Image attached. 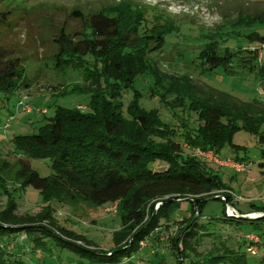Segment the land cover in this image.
Instances as JSON below:
<instances>
[{"label":"trees","instance_id":"trees-1","mask_svg":"<svg viewBox=\"0 0 264 264\" xmlns=\"http://www.w3.org/2000/svg\"><path fill=\"white\" fill-rule=\"evenodd\" d=\"M117 19L125 21L127 29L111 37L114 39L110 38L102 51L72 49L67 42L59 47L54 70L81 72L82 80L90 85L84 86L86 92L74 95L84 104L57 107L54 116L45 119L44 126L31 135L16 137L15 148L31 159L47 161L51 174L43 176L26 167L20 171L22 185L40 192L43 210L35 215L20 216L16 214L17 201L10 198L7 209L0 212V264H27L20 253L8 247L10 238L19 233L26 234L32 249L49 251L51 247L54 255H80L84 261L78 264H86L85 260L87 264H129L141 252L143 242L158 233L171 238L177 264H264V255L256 256L243 250V245L249 244L247 240L241 243L230 240V245H215L208 252H200L204 240L215 234L218 238L220 234L214 231L224 227L210 231L211 225L202 221V203L190 202L194 209L188 216L171 219L173 214H169L173 202L212 198L223 189L228 190L226 196L230 195L220 177L198 156L187 155L184 145L212 153L226 147L236 152L243 150L245 156L234 159L243 166L247 149L235 145L233 139L235 133L245 131L256 137L264 157V103L259 98L244 101L211 88L203 91L192 77L163 76L148 51L162 50L167 43L165 35L156 34L162 38L153 41L154 34L149 35L140 27L141 18L132 20L118 16ZM257 23L264 26V17L257 16L242 25L247 28ZM93 24L97 27V20ZM250 41L257 44L254 49H238L229 54L212 50L208 64L211 68L223 67L229 76H235L239 69L255 74L264 84V68L258 64V48L264 44V35L254 32ZM152 45L158 48L154 50ZM81 55L94 58L92 69L85 68ZM146 75L157 81L156 89L164 92L159 99L163 105L179 108L188 104L196 118L192 129L185 123L177 128L158 108L142 106L141 94L134 89L137 81ZM30 81L26 70L20 69L0 50V103L28 89ZM125 92H133L134 97L128 101ZM156 161L168 164V170H154ZM224 162L233 163L232 160ZM259 165L264 166V163ZM0 182L2 186V180ZM64 188L67 192L63 195ZM53 192L58 195H52ZM76 196L90 206L118 207L121 228L113 233V248L93 250L81 246L78 242L94 244L83 234L59 224L52 212L53 203L73 206L70 202ZM228 197L230 203L232 198ZM160 202L164 203L167 213L155 212V205ZM256 212L263 214L264 208L240 214ZM220 220L256 222L227 214ZM225 226L234 225L226 223ZM234 227L241 230L238 225ZM171 229L177 231L174 236L168 233L173 232ZM259 238L258 251L262 241L264 244V237Z\"/></svg>","mask_w":264,"mask_h":264},{"label":"rangeland","instance_id":"rangeland-1","mask_svg":"<svg viewBox=\"0 0 264 264\" xmlns=\"http://www.w3.org/2000/svg\"><path fill=\"white\" fill-rule=\"evenodd\" d=\"M118 16L132 20L141 18L140 27L149 35L154 34L153 41L162 38V35L157 37L159 33L165 35L167 43L162 50L152 45L157 52L148 51L149 57L157 61L163 76L192 77L203 91L211 88L244 101L259 98L264 103V84L255 74L239 69L235 76H229L223 67L211 68L207 62L212 50L229 54L238 49L255 48L257 44L251 42L250 37L254 32L264 35V26L257 23L246 28L242 24L250 23L257 16L264 17V0H0V50L20 69H25L31 80L28 89L0 103V212L7 209L10 198L17 201L16 214L20 216L35 215L43 210L40 192L22 185L24 180L20 171L26 167L29 171L37 170L41 175L49 176V164L23 155L15 148L16 137L31 135L44 126L45 119L52 118L57 107L84 104L74 95L86 92L84 86L90 85L82 80L81 72L76 69L54 70L59 47L62 42H67L72 49L102 51L111 37L127 29L125 21L119 22ZM95 20L97 27L93 24ZM210 35L216 37L211 38ZM80 57L86 63L85 68L92 69L94 58L89 55ZM156 82L146 75L135 84L134 91L141 94L142 106L158 108L161 115L177 128L185 123L188 129H192L196 118L188 104L179 108L163 105L159 99L164 92L155 88ZM124 95L128 101L134 97L133 92H125ZM257 142L254 135L245 131L235 133L233 143L247 149L244 170L240 172L236 169L242 166L234 159L245 156L243 150L236 152L226 147L212 153L184 145L187 155L198 156L214 175L220 177L232 198L228 204L222 200L201 204L202 221L211 225L210 231L224 227L214 231L220 234L218 238L215 234L204 240L200 252H208L215 245H230V240L241 243L247 240L248 234L264 237V222L258 218L263 215L260 212L253 213L255 216L249 214L255 218L250 219L256 220L254 223L220 220L225 218V210L232 209L233 212L227 215L238 218L240 213L264 208V166L259 165L264 163V157ZM224 160H232L233 163H225ZM154 170H168V164L156 161ZM62 191L63 195L67 192L65 188ZM215 193L227 195L228 190ZM52 195L57 196L58 192ZM55 202L52 212L59 224L83 234L94 244L88 246L78 242L79 245L93 250L114 247L113 233L121 228L117 206H90L79 196L71 200L73 206ZM193 206L189 201L173 202L169 212L173 214L171 219L190 215ZM155 212L167 213L163 202L156 203ZM226 223L238 225L241 230L227 227ZM176 232L168 233L174 236ZM10 240L9 249L20 253L27 264H78L84 261L76 253L54 255L50 245L49 251L32 249L25 233H19ZM262 244L263 241L256 256L264 255ZM248 246L243 245V250L246 251ZM172 248L167 234H155L151 240L143 242L141 252L129 264H177Z\"/></svg>","mask_w":264,"mask_h":264},{"label":"built area","instance_id":"built-area-1","mask_svg":"<svg viewBox=\"0 0 264 264\" xmlns=\"http://www.w3.org/2000/svg\"><path fill=\"white\" fill-rule=\"evenodd\" d=\"M258 64L260 67L264 68V44L258 48ZM230 164H232V163H230ZM239 169H244V167L242 166ZM228 213H229V210L226 212V214H228ZM246 239L249 243L247 251L253 255L257 254L258 244L260 243L259 236L254 235V234H248L246 236Z\"/></svg>","mask_w":264,"mask_h":264},{"label":"water","instance_id":"water-1","mask_svg":"<svg viewBox=\"0 0 264 264\" xmlns=\"http://www.w3.org/2000/svg\"><path fill=\"white\" fill-rule=\"evenodd\" d=\"M217 200H224L226 202V204H228V200H229V197L226 196V195H221V196H215V197H212V198H190V199H187V200H180L181 202L183 201H189V202H194L196 204L198 203H205V202H210V201H217ZM234 217V216H233ZM237 218V217H236ZM238 218H242V219H255L253 217H250V216H245V215H241V217H238ZM258 218H264V214Z\"/></svg>","mask_w":264,"mask_h":264},{"label":"crops","instance_id":"crops-1","mask_svg":"<svg viewBox=\"0 0 264 264\" xmlns=\"http://www.w3.org/2000/svg\"><path fill=\"white\" fill-rule=\"evenodd\" d=\"M231 168H233V169H236V167L234 168V167H231ZM237 171H243L244 169H236ZM238 211V210H237ZM239 212V211H238ZM240 213V212H239ZM264 214V213H263ZM239 215H241V214H239ZM247 216V215H246ZM249 216V215H248ZM251 216V215H250Z\"/></svg>","mask_w":264,"mask_h":264},{"label":"bare ground","instance_id":"bare-ground-1","mask_svg":"<svg viewBox=\"0 0 264 264\" xmlns=\"http://www.w3.org/2000/svg\"><path fill=\"white\" fill-rule=\"evenodd\" d=\"M229 212L232 213L233 212L232 209H229ZM252 216H255V214H252Z\"/></svg>","mask_w":264,"mask_h":264}]
</instances>
